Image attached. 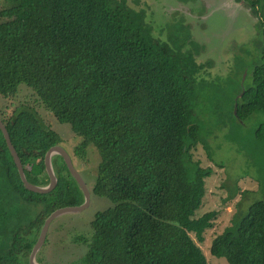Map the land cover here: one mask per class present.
Instances as JSON below:
<instances>
[{
    "label": "trees",
    "instance_id": "1",
    "mask_svg": "<svg viewBox=\"0 0 264 264\" xmlns=\"http://www.w3.org/2000/svg\"><path fill=\"white\" fill-rule=\"evenodd\" d=\"M7 1L0 8V118L26 178L48 185L46 153L64 143L39 106L71 125L79 138L71 156L87 163L95 147L100 161L90 192L112 202L95 213L89 231L72 236L84 248L72 264H208L201 243L220 212L196 215L214 168L194 158L203 145L214 161L195 115L196 83L208 61H198L188 38L175 39L176 46L158 36L149 21L155 12L128 0ZM246 1L260 14L261 36L260 59L240 68L232 102L242 124L264 113V9L261 0ZM22 84L31 94L10 113ZM254 137L264 143V122ZM52 165L56 187L29 190L0 128V264H30L46 218L83 203L63 157L53 155ZM238 192L248 193L237 185L227 199ZM48 244L46 237L37 253L41 264L48 262ZM210 253L229 264H264V197L233 215Z\"/></svg>",
    "mask_w": 264,
    "mask_h": 264
},
{
    "label": "rangeland",
    "instance_id": "2",
    "mask_svg": "<svg viewBox=\"0 0 264 264\" xmlns=\"http://www.w3.org/2000/svg\"><path fill=\"white\" fill-rule=\"evenodd\" d=\"M128 2L136 8L144 7L150 15L155 12L154 18L150 16L149 21L158 36L161 35L162 39L169 37L176 46L179 41L176 42L175 39L179 38L182 42L188 38L187 48L197 52L198 61L209 63L208 72L201 74L196 83L195 115L216 162L211 159L203 145L194 150L195 159H199L203 166L214 168V173L206 178V195L196 215L200 216L213 209L220 212L214 227L205 232L201 247L208 264H229L225 258L210 253L214 236L231 224L233 215L239 210L246 209L256 198L264 197V183L261 187L258 183L259 178L264 182V143L254 137L258 124L264 122V113L253 115L243 124L238 123L231 113L233 99L236 98L240 87V68L254 65L260 59L256 41L261 36V28L258 25L260 14L255 16L253 12L250 13L249 5L246 9L240 8L242 5L238 0ZM7 5V0H0V8ZM260 7L261 10L264 9V0H261ZM158 29L163 30L164 34ZM20 88L22 89L16 101L11 99L8 103L7 110L10 113L20 100L27 101L31 94L25 85L22 84ZM38 110L43 120L50 122L63 136L64 143L61 145L71 156L73 146L79 140L71 125L56 121L54 116L42 107L38 106ZM88 153L87 163H82L75 156L71 157L74 166L91 190L100 157L93 146L88 148ZM237 185L248 193L238 192L233 199H227L230 188ZM111 205L109 199L91 194V202L86 209L66 213L54 219L47 233L49 244L44 249V254L48 262L44 264H72L78 260L84 253V248L72 243V236L89 231L95 213ZM35 212L33 210L30 213L31 217Z\"/></svg>",
    "mask_w": 264,
    "mask_h": 264
},
{
    "label": "water",
    "instance_id": "3",
    "mask_svg": "<svg viewBox=\"0 0 264 264\" xmlns=\"http://www.w3.org/2000/svg\"><path fill=\"white\" fill-rule=\"evenodd\" d=\"M0 128L2 129L7 144L10 148V151L14 157V160L19 168V172L21 174V178L25 183V186L32 191L35 192H39V193H47L52 191L58 182L57 176L54 172V168L52 165V157L55 154H59L63 157L64 161L66 162V165L68 166L72 176L76 179V181L78 182V184L80 185V187L82 188L83 192H84V201L82 204L80 205H76V206H65V207H61L56 209L55 211H53L45 220L43 227L41 229L39 238L37 240V242L35 243L32 252L30 254V264H41L37 261L36 257H37V253L40 250V248L43 246L45 239L47 237V233L50 227V224L52 223V221L54 219H56L58 216L66 214V213H76V212H81L84 209H86L89 204H90V200H91V192L90 189L88 188L85 180L82 178L81 174L79 173V171L76 169V167L74 166V163L72 161V158L69 154V152L62 146V145H54L53 147H51L48 152L46 153L45 156V164H46V168H47V172L49 174L50 177V182L48 185L46 186H39L36 184H33L31 182L28 181V179L25 176V172L23 169V164L20 160V157L13 145V143L11 142V138L10 135L6 129L5 124L3 123V121L0 118Z\"/></svg>",
    "mask_w": 264,
    "mask_h": 264
},
{
    "label": "flooded vegetation",
    "instance_id": "4",
    "mask_svg": "<svg viewBox=\"0 0 264 264\" xmlns=\"http://www.w3.org/2000/svg\"><path fill=\"white\" fill-rule=\"evenodd\" d=\"M237 1V0H236ZM238 3L239 4H241L242 5V7H240V6H238V8L240 7V8H245L246 9V7H248V3H247V1L246 0H238ZM245 4V5H244ZM251 7H249V10H250V13L252 12V10L250 9Z\"/></svg>",
    "mask_w": 264,
    "mask_h": 264
}]
</instances>
